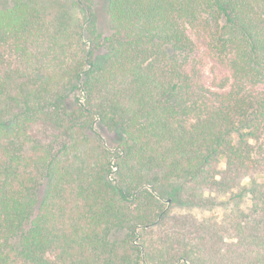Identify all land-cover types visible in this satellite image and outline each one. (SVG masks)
<instances>
[{
  "label": "trees",
  "instance_id": "obj_1",
  "mask_svg": "<svg viewBox=\"0 0 264 264\" xmlns=\"http://www.w3.org/2000/svg\"><path fill=\"white\" fill-rule=\"evenodd\" d=\"M51 6L0 0V264H264V0Z\"/></svg>",
  "mask_w": 264,
  "mask_h": 264
},
{
  "label": "rangeland",
  "instance_id": "obj_2",
  "mask_svg": "<svg viewBox=\"0 0 264 264\" xmlns=\"http://www.w3.org/2000/svg\"><path fill=\"white\" fill-rule=\"evenodd\" d=\"M45 4H50V9H46L47 12H54V7L56 0H44ZM54 4V5H53ZM195 63L197 64L200 74L202 77L203 82L208 83L210 80L216 81L219 77H221L226 71L225 65L221 62L216 61V59L211 56L208 52H206L204 49L198 52V55L194 58ZM215 80H214V79ZM80 92L75 91L72 93V98L79 96ZM94 130L96 132H100L102 134L103 138L107 140V143L109 144H114V138L116 135L113 132H108V131H101L98 129V127H94ZM208 213V212H206Z\"/></svg>",
  "mask_w": 264,
  "mask_h": 264
}]
</instances>
